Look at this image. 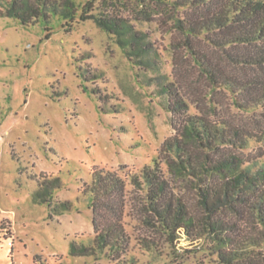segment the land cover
<instances>
[{"label": "rangeland", "instance_id": "rangeland-1", "mask_svg": "<svg viewBox=\"0 0 264 264\" xmlns=\"http://www.w3.org/2000/svg\"><path fill=\"white\" fill-rule=\"evenodd\" d=\"M5 2L0 0V264H221L213 238L199 235L203 230H190V238L183 229L170 234L161 228L145 209V191L129 178L123 218L128 252L118 260L100 248L73 255L74 241L95 246L83 184L95 167L140 174L164 157L161 146L176 129L168 96L152 80L158 75L181 82L192 113L201 110L258 129L264 108L244 111L231 93L212 88L185 48L171 7L143 10L121 1L108 7L147 33L160 62L156 70L136 64L114 35L94 19L81 20L80 11L73 21L53 14L22 24L3 15ZM244 154L264 155V146L257 143ZM41 172L63 183L50 203L34 198ZM172 184L190 210L199 212L194 191ZM61 200L73 208L56 213Z\"/></svg>", "mask_w": 264, "mask_h": 264}, {"label": "trees", "instance_id": "trees-1", "mask_svg": "<svg viewBox=\"0 0 264 264\" xmlns=\"http://www.w3.org/2000/svg\"><path fill=\"white\" fill-rule=\"evenodd\" d=\"M115 1L133 2L143 10L153 5L171 7L176 27L185 35V48L212 88L231 93L234 104L244 111L264 108V0H6L3 15L30 24L53 14L73 21L80 11L81 20L94 19L114 35L136 64L158 70L160 62L147 33L124 15L108 10ZM164 78L152 79L168 96L176 129L161 146L164 157L145 165L140 174L122 175L106 167L92 170L83 192L90 195L95 246L74 241L71 253L95 254L100 248L118 260L128 252L130 236L123 218L129 178L145 191V209L170 234L183 229L192 238L190 230H203L199 235L213 238L221 264H264V160L259 159L264 155L244 154L257 143L264 146V126L250 129L201 110L192 113L181 82ZM162 164L167 165L169 176ZM37 182L34 198L49 203L63 186L59 176L47 172H41ZM174 182L194 191L199 212L190 210ZM53 208L62 213L73 204L61 200Z\"/></svg>", "mask_w": 264, "mask_h": 264}]
</instances>
